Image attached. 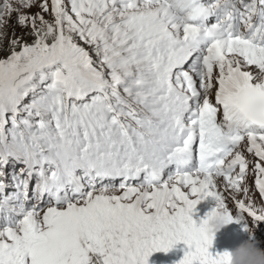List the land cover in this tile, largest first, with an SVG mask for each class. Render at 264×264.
I'll return each instance as SVG.
<instances>
[{"label": "snow or ice", "instance_id": "obj_1", "mask_svg": "<svg viewBox=\"0 0 264 264\" xmlns=\"http://www.w3.org/2000/svg\"><path fill=\"white\" fill-rule=\"evenodd\" d=\"M34 3L0 4L34 37L0 58V264H226L193 212L264 221V0Z\"/></svg>", "mask_w": 264, "mask_h": 264}, {"label": "rangeland", "instance_id": "obj_2", "mask_svg": "<svg viewBox=\"0 0 264 264\" xmlns=\"http://www.w3.org/2000/svg\"><path fill=\"white\" fill-rule=\"evenodd\" d=\"M40 2L41 0H35V3L31 7L23 8L21 9V11L24 14H29V15L39 13L41 12V9L39 7ZM2 3L3 0H0V4ZM41 14L45 16V19L48 20L52 19L50 12L41 13ZM18 15L19 13L17 12L11 13V15L6 16L4 18L5 22L3 23V25H0V58H4L9 54L8 52L9 43L12 39L19 38L22 41H27L29 43H31L32 40L34 39V37H32L31 35H28V33L31 31L30 26L22 27L17 23ZM77 42L81 43V45L85 47L86 50L89 51V54L92 56V59L94 61V66H98L99 57L96 56L92 48L86 44H83V42L79 41L78 38H77ZM30 98L31 97L26 98L25 102H28ZM254 192L256 193V198L252 200L254 201L255 205L261 206L262 204H264V198L260 196L259 192L255 188H254ZM215 205L216 204H203V205H199L198 208L195 207V210L193 212V218L197 221V223H200V221L206 217L207 213L210 212ZM228 206L232 210L233 214H235L236 208L234 202L232 205H228ZM260 223L261 226L264 227V221H261ZM234 227H235V220L228 223L224 228H222L219 231L226 233H221L218 236L217 234H215L213 236V241L222 244L223 246H225L228 242L231 241L230 247L218 248L219 246L217 244L212 243L209 251L212 252L214 255L218 252L222 253L226 250L230 251L234 247L238 246L242 241L250 238L246 235H243L241 231L235 230ZM255 240L258 242V246L264 249V234L258 236L257 239ZM186 250H187V246L184 244L183 241H180L167 252L157 251L159 259H155L153 262L148 261V264H179V261L182 259L184 252ZM153 255L154 253L151 254L152 256L151 260H153Z\"/></svg>", "mask_w": 264, "mask_h": 264}, {"label": "clouds", "instance_id": "obj_3", "mask_svg": "<svg viewBox=\"0 0 264 264\" xmlns=\"http://www.w3.org/2000/svg\"><path fill=\"white\" fill-rule=\"evenodd\" d=\"M261 76L264 78V73ZM228 223L223 208L215 205L210 211L204 226L208 234L214 236ZM248 232L251 237L254 232V227L249 226ZM226 264H264V249L258 246L256 240L249 238L228 251Z\"/></svg>", "mask_w": 264, "mask_h": 264}, {"label": "bare ground", "instance_id": "obj_4", "mask_svg": "<svg viewBox=\"0 0 264 264\" xmlns=\"http://www.w3.org/2000/svg\"><path fill=\"white\" fill-rule=\"evenodd\" d=\"M207 199V198H206ZM206 199H204V200H206ZM204 200H201L200 202H202V201H204ZM219 234H217V236H218ZM217 239V238H216ZM151 258H152V256L150 255V257L148 258V261L149 262H153L155 259H159V256H158V253H157V251L156 252H154V255H153V260H151ZM157 262V261H156ZM155 263V262H154Z\"/></svg>", "mask_w": 264, "mask_h": 264}]
</instances>
